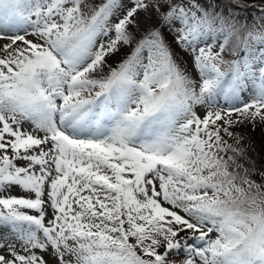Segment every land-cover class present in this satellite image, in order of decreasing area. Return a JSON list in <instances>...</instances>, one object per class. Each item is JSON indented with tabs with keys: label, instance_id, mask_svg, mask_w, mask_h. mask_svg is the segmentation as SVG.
<instances>
[{
	"label": "snow or ice",
	"instance_id": "6c2138e0",
	"mask_svg": "<svg viewBox=\"0 0 264 264\" xmlns=\"http://www.w3.org/2000/svg\"><path fill=\"white\" fill-rule=\"evenodd\" d=\"M234 32L207 0H0V264H264V184L224 138L264 121V23L226 61Z\"/></svg>",
	"mask_w": 264,
	"mask_h": 264
},
{
	"label": "trees",
	"instance_id": "16d2710c",
	"mask_svg": "<svg viewBox=\"0 0 264 264\" xmlns=\"http://www.w3.org/2000/svg\"><path fill=\"white\" fill-rule=\"evenodd\" d=\"M257 3L259 5H264V1L258 0ZM262 9L243 7L239 6L235 9V13L242 16L245 20H248L252 17L258 16L260 17ZM165 39L171 43V35L168 31H165ZM244 38V34H242V39ZM239 44V42H238ZM238 44L236 46H225V51L223 55L225 56V60H229L231 57L236 56L237 58L242 55ZM173 55H177V53L184 52L180 48L173 45L172 47ZM177 52V53H176ZM125 52L117 54L109 60V63L112 64L113 67L124 58ZM226 66V65H225ZM194 74V71H193ZM194 76V75H193ZM195 79V78H194ZM229 131L234 133V136L229 139L227 136L224 138L229 141V143L233 144L237 147H243L245 149V156L240 158V162L244 164L245 168L250 169V178L257 183L264 184V176L261 175L264 172V121L257 119L255 122H245L235 123L232 125ZM223 135V134H222ZM237 137L240 138L239 143L237 144Z\"/></svg>",
	"mask_w": 264,
	"mask_h": 264
},
{
	"label": "rangeland",
	"instance_id": "374dc122",
	"mask_svg": "<svg viewBox=\"0 0 264 264\" xmlns=\"http://www.w3.org/2000/svg\"><path fill=\"white\" fill-rule=\"evenodd\" d=\"M257 1L258 0H243V2L240 4V6L247 7V8L252 6V8L256 7L258 9L264 8V5H259L257 3ZM262 1H264V0H262ZM207 2H208V4L214 3L215 11L222 13L223 18L226 19L229 24L235 25V32L231 36L227 47L236 46L238 44V42L242 39V34H244V36H245V34L250 29L253 28L254 21L256 22L257 27H259V25L261 23H264V21H260V18L258 16H255V17H252L248 20H245L242 16L236 14L235 9L237 8V6L230 3V0H207ZM229 13H231V16L229 15ZM13 22H18V18H15ZM165 34L166 33L164 32V35ZM26 38L27 39H34V37H32L31 35L27 36ZM7 42L8 41H0V45L7 43ZM204 42H209L212 45L213 50L218 51L219 45L224 42V33H222L219 29L214 30L211 33L210 37L209 36L204 37V40L201 42L200 46H204ZM2 55H3V53L0 52V56H2ZM173 58L176 60L177 64L181 67V69L186 72V74L188 76H190L193 79L195 78L196 80H199L198 70L194 67V65L192 63V57H191L190 53H188V52L177 53V55H173ZM224 59H225V56H224ZM234 59H237V57L236 56L231 57L227 61H231ZM224 67L226 68V66H224ZM193 71H194V74H193ZM250 89H251V86L249 85V91H250ZM245 98H247V96ZM218 103L221 107H223L225 102H224L223 98H220ZM195 110L197 111L198 114L203 115V112H204L203 108L197 106L195 108ZM232 119L235 121V120L240 119V117L234 113L232 116ZM247 121L248 120H245L241 124H243ZM233 125H235V123ZM25 126L27 127V124ZM9 235L10 234L8 232V229L0 228V237H8ZM190 235H192L191 230H188L186 232H182L180 234L181 237H187ZM179 238L180 237H177V239H179ZM213 238H215V234H213ZM189 243L191 244L193 242L190 240ZM186 258L187 257H185L183 255H180L177 257H170V259L175 260V264H181V261L185 260Z\"/></svg>",
	"mask_w": 264,
	"mask_h": 264
}]
</instances>
